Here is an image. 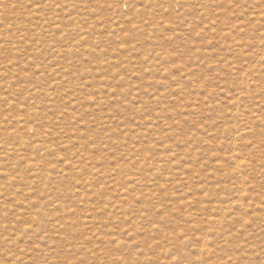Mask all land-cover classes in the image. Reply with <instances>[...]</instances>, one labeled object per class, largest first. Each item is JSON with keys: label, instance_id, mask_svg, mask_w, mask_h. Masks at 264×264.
Returning a JSON list of instances; mask_svg holds the SVG:
<instances>
[{"label": "rangeland", "instance_id": "1", "mask_svg": "<svg viewBox=\"0 0 264 264\" xmlns=\"http://www.w3.org/2000/svg\"><path fill=\"white\" fill-rule=\"evenodd\" d=\"M9 261L264 264V0H0Z\"/></svg>", "mask_w": 264, "mask_h": 264}, {"label": "snow or ice", "instance_id": "2", "mask_svg": "<svg viewBox=\"0 0 264 264\" xmlns=\"http://www.w3.org/2000/svg\"><path fill=\"white\" fill-rule=\"evenodd\" d=\"M37 7H42V5L38 4ZM57 7H59V5H57ZM29 228H31V225H28ZM7 230V229H5ZM3 239L7 242V243H12V241L9 239V237L5 236L3 237ZM115 243V242H114ZM9 264H11V261H9Z\"/></svg>", "mask_w": 264, "mask_h": 264}]
</instances>
